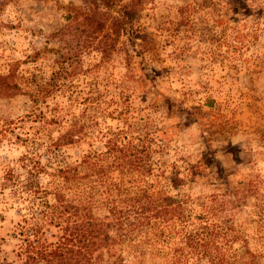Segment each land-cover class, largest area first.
Returning <instances> with one entry per match:
<instances>
[{
	"label": "rangeland",
	"instance_id": "1",
	"mask_svg": "<svg viewBox=\"0 0 264 264\" xmlns=\"http://www.w3.org/2000/svg\"><path fill=\"white\" fill-rule=\"evenodd\" d=\"M79 8L0 0V74L13 62L40 81L56 72L37 101L0 88V264L17 259L35 181L98 218L111 199L142 193L181 203L192 223L219 217L236 231L221 244L229 259L244 264L248 250L264 264V0H146L138 34L106 58L57 33ZM111 145L121 151L106 153ZM87 155L96 170L61 178ZM157 236L143 229L124 261L169 264L179 243Z\"/></svg>",
	"mask_w": 264,
	"mask_h": 264
},
{
	"label": "trees",
	"instance_id": "2",
	"mask_svg": "<svg viewBox=\"0 0 264 264\" xmlns=\"http://www.w3.org/2000/svg\"><path fill=\"white\" fill-rule=\"evenodd\" d=\"M82 1L85 8L69 13L67 24L57 32L60 35L69 33L72 44L91 46L106 58L121 36L129 30L138 34L136 19L146 0ZM134 44L144 50L143 44ZM54 73L53 70L47 80L40 81L34 72L27 76L22 74L18 62L9 63L6 72L0 74V88L7 96L22 92L37 101L56 86ZM58 142L55 141V146H59ZM111 146L106 153L120 150L117 145ZM92 167L98 168L87 155L79 164L60 167L58 172L63 180L71 183L90 174ZM42 168L37 165V173ZM30 193L17 227L21 242L17 259L4 260L3 264H131L124 261V252L128 245L141 247L142 243L136 242L140 239L137 237L147 227L155 230L157 237L162 235L179 243L172 248L169 264H196L203 260L207 264L238 262L236 254L233 260L229 259L227 249L221 245L223 240L235 239L236 231L221 224L219 217L213 222L198 219L192 223L189 211L181 203L159 201L142 193L131 197L130 201L123 200L122 205L111 199L106 207L107 214L98 218L93 215L91 206L70 203L57 190L42 189L38 181ZM212 213L216 215L214 209ZM53 227H57V231H51ZM244 253L247 258L242 262L255 264L252 253L248 250Z\"/></svg>",
	"mask_w": 264,
	"mask_h": 264
}]
</instances>
